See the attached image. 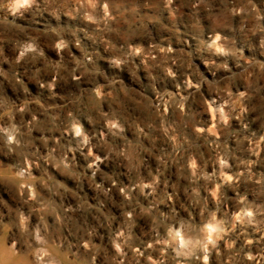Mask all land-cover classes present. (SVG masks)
Returning <instances> with one entry per match:
<instances>
[{"label": "rangeland", "instance_id": "374dc122", "mask_svg": "<svg viewBox=\"0 0 264 264\" xmlns=\"http://www.w3.org/2000/svg\"><path fill=\"white\" fill-rule=\"evenodd\" d=\"M15 3L0 264H264V0Z\"/></svg>", "mask_w": 264, "mask_h": 264}, {"label": "clouds", "instance_id": "9594fccd", "mask_svg": "<svg viewBox=\"0 0 264 264\" xmlns=\"http://www.w3.org/2000/svg\"><path fill=\"white\" fill-rule=\"evenodd\" d=\"M32 3V0H16V3L14 5V8L16 10H19L21 8H27L30 6V4ZM208 229L210 232H214L215 228L212 225L208 226ZM175 236L179 237L181 240V243L184 245H187L188 243H190V241H185L184 238L182 236H180V233H175ZM209 239H211V237H209Z\"/></svg>", "mask_w": 264, "mask_h": 264}, {"label": "bare ground", "instance_id": "6f19581e", "mask_svg": "<svg viewBox=\"0 0 264 264\" xmlns=\"http://www.w3.org/2000/svg\"><path fill=\"white\" fill-rule=\"evenodd\" d=\"M7 180L10 183L15 184V185H20L21 184V182L16 177H14L13 175H10L9 177H7ZM5 254H6V251L4 250V248H0V256H1V258H4Z\"/></svg>", "mask_w": 264, "mask_h": 264}]
</instances>
